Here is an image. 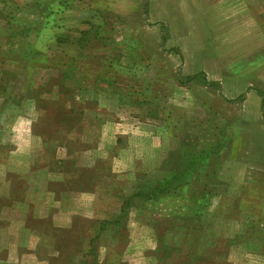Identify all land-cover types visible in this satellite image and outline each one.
<instances>
[{"label": "rangeland", "instance_id": "rangeland-1", "mask_svg": "<svg viewBox=\"0 0 264 264\" xmlns=\"http://www.w3.org/2000/svg\"><path fill=\"white\" fill-rule=\"evenodd\" d=\"M0 264H264V0H0Z\"/></svg>", "mask_w": 264, "mask_h": 264}, {"label": "trees", "instance_id": "trees-1", "mask_svg": "<svg viewBox=\"0 0 264 264\" xmlns=\"http://www.w3.org/2000/svg\"><path fill=\"white\" fill-rule=\"evenodd\" d=\"M166 190V186L151 189L146 192H139L134 195L133 198L138 199V201H142L143 203H147L150 201L159 200V198H161V195H164L166 193Z\"/></svg>", "mask_w": 264, "mask_h": 264}]
</instances>
